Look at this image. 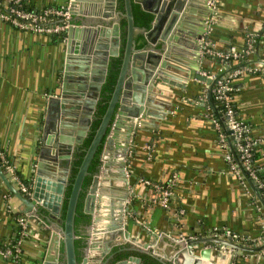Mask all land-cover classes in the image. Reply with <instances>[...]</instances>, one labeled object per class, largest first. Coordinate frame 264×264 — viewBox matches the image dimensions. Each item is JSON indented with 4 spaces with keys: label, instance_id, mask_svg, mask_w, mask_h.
Returning <instances> with one entry per match:
<instances>
[{
    "label": "crops",
    "instance_id": "0c3cea01",
    "mask_svg": "<svg viewBox=\"0 0 264 264\" xmlns=\"http://www.w3.org/2000/svg\"><path fill=\"white\" fill-rule=\"evenodd\" d=\"M67 1L30 0L39 8ZM105 1L110 0H101L102 8ZM86 8L85 0L74 3L73 9L78 10L72 15L74 23H83L79 11ZM187 8L181 31H176L177 38L172 40L174 53L184 67L196 59V43L190 38L200 25L205 28L200 37L203 35L213 50L221 52L233 48L242 53L249 35L264 33V0H214L210 29L207 15L202 19L203 9L211 12L207 0H191ZM82 21L90 22L85 18ZM137 34L141 32L138 30ZM56 35L23 30L0 18V146L15 170L31 181L40 160L39 140L47 99L59 91L57 85L65 62L67 36L60 40ZM84 35L82 38L79 32L74 39L82 42ZM201 56V66L207 72L225 74L237 64L234 59L230 61L209 54ZM262 56L260 52L252 57ZM92 69L97 70L98 66L91 59L86 71L90 74ZM173 74L187 79L184 86L158 84L159 91L151 94L154 104L151 103L150 110L162 116H146L131 133L125 159L126 174L122 177L128 184L118 179L115 162L119 150L116 146L125 138L129 121L126 120L127 123L119 127L118 141L110 150V158L104 160L106 167L100 170L99 193L107 194L103 195L106 199L110 193L115 198L125 194L124 206L129 207L130 217L125 228L143 247L149 244L151 251L171 261L176 237L211 236L213 228L226 226L247 238L244 243L247 249L217 247L211 253L216 264H264V253H261L264 250L263 194L259 188L243 186L228 166L219 143V131L211 120L214 116L210 99L213 82L189 79L183 72ZM231 86L236 92L238 116L256 140V162L264 165V76L241 73L231 79ZM71 98L63 102L65 111L60 117L65 123L60 132L66 135L75 134L84 116L82 109L73 107ZM60 132L50 130L51 144L67 143L68 139H59ZM57 153L63 155L65 152L60 148ZM41 162L44 172H53L54 176H60L67 164L65 158L55 166L46 157ZM165 189L169 196L167 206L161 204ZM106 201L103 202L106 204ZM22 208L20 200L7 193L0 178L1 243L13 236L17 225L15 214L23 213ZM100 212L104 215L102 207ZM27 218L29 229L21 242L20 253L26 264H41L49 239V224L41 216ZM119 235L111 240L110 246L124 241ZM108 237L103 235L102 240ZM89 256L88 264H97L101 258L98 249L90 250ZM0 264L10 262L0 254Z\"/></svg>",
    "mask_w": 264,
    "mask_h": 264
},
{
    "label": "water",
    "instance_id": "95a60500",
    "mask_svg": "<svg viewBox=\"0 0 264 264\" xmlns=\"http://www.w3.org/2000/svg\"><path fill=\"white\" fill-rule=\"evenodd\" d=\"M87 1L89 0H85V2ZM190 1L124 0V10H120L115 9L117 0L105 1L103 8L98 0L100 9L95 10L87 5L85 10L79 11V14H82V20L85 18L90 22L85 23L81 20L85 24H71L65 31L67 36L65 39V62H63L60 83L57 85L59 91L47 99L46 114L41 126L42 136L39 140L38 155L40 160L33 176L30 192L22 193L10 183L9 178L0 168L2 182L23 204L21 211L33 219L34 215L41 216L49 224V239L41 264H59L61 245L65 264H88L89 252L92 249L100 251L101 258L97 264H127L130 261L139 263L140 260V264H202L204 261H213L211 253L217 247L247 249L242 244L222 237L184 235L175 238L174 258L171 261L151 251V245L147 244V247H143L142 243L125 228L130 218L127 214L129 207L124 206L125 194L121 198H115L110 193L106 199L103 195L107 196V194L99 193L100 170L102 167H106L104 160L110 158V150L118 141L119 127L123 123L126 124V120L129 121L126 124L125 138L121 144L116 146L119 150L115 154V162L117 163L118 179H123L128 184V180L122 177L126 174L125 159L130 146L131 133L137 129L139 122L143 121L146 116L150 114L162 116V114L150 110L151 103L154 104L151 94L159 91L158 84L184 86L187 79H179L173 74L175 71L183 72L189 79L197 78L213 82L200 73L203 70L201 42L197 40V37L200 38L201 33L205 32L202 25L197 32L191 34L192 38H190L194 39L196 43V59L184 67L180 64V58L174 53L175 46L172 40L177 38L175 32L181 31L182 17H184ZM71 2L74 8V3L77 0H71ZM132 2H137L141 9L152 13L153 18L148 28L135 25ZM72 13L77 14L78 10L72 9ZM89 14L92 16L89 17ZM205 14L208 16V8L202 10L203 20ZM121 17L126 18V40L117 80L105 112L78 166L62 220L60 218L61 207L73 151L76 145L83 141L89 130L100 89L106 78L108 61L110 57L119 54ZM107 25L110 26L105 27ZM138 30L142 36L139 40L142 44L139 46L136 40ZM79 32L82 38L85 32L82 42L74 39V36H77ZM91 59L98 69H92L89 74L86 69L89 68ZM70 97L72 98L69 101L73 102V107L82 109L84 113L74 135L71 132L70 135L60 132L62 131L61 126L65 124L60 120L65 111L63 102L68 101ZM52 103L56 105L53 106ZM51 129L60 132L59 139H68L67 143L51 144L48 136ZM104 134L106 135L100 153V166L98 171L93 174L84 198V211L91 216L87 226V232L91 238L87 240L82 260L78 261L74 245L77 237L74 229L76 205L88 166ZM50 148L53 150H49ZM60 148L64 149L63 155L57 153ZM44 157L51 160L53 166L57 165L61 158L67 160L60 176H54L53 172H44L41 162ZM104 200H107L106 204L103 202ZM127 205L129 206V203ZM101 207L105 211L104 215H101ZM103 221L106 222L103 223ZM103 235L109 237L102 240ZM117 235L124 241L113 243L110 246L109 243ZM99 244L102 246L100 247Z\"/></svg>",
    "mask_w": 264,
    "mask_h": 264
},
{
    "label": "built area",
    "instance_id": "2783aa9c",
    "mask_svg": "<svg viewBox=\"0 0 264 264\" xmlns=\"http://www.w3.org/2000/svg\"><path fill=\"white\" fill-rule=\"evenodd\" d=\"M207 3L211 10L210 14L207 16L210 29L214 19V0H207ZM72 9L73 5L71 0L53 6H44L39 9H25L21 6L20 0H0V18L20 29L46 34H58L59 32L66 31L71 24H74V22H72ZM254 37V35L248 36L246 49L242 53H239L233 48L228 52L213 50L208 39L204 38L202 35L199 39L201 42L200 51L201 54H209L220 57L221 59H228L230 57L237 58L242 54H250L252 52ZM261 38L262 41H264V33H262ZM200 73L204 74L210 80H213L211 92L214 94V98L223 101L224 108L222 112L219 113V116H221L223 122H225V128L221 127L217 117L212 116L211 120L219 131V143L224 150V157L230 170L236 174L243 186L250 185L245 178L244 169L251 181L255 182L257 188H264V181L257 175V167L252 162V149L255 146L256 140L250 135L248 125L242 119L236 117L229 102L230 95L228 93L232 89L231 79L236 75L241 73H256L264 76V54L262 57H257L249 63L241 67H236L225 74H217L205 70H202ZM228 137L231 138V143L237 152L238 160L234 159L233 150ZM0 158L5 166L6 175H9V178L16 183V186H18L23 193H29L30 189L21 181L20 177L15 172L14 165L8 161L1 149ZM258 168L264 169V165ZM168 197V190H162L161 204L163 206L168 205ZM16 222L22 229V237L18 240L14 251L11 248H0V254L4 256L6 254L14 253L17 255L20 253L21 240L24 239L23 236H27L28 234L29 225L27 216L24 214L16 217ZM210 234L211 236L226 238L233 242L247 240L245 236L238 234L226 226L213 228ZM90 238L91 236L89 235L88 240H90ZM261 253H264V250H262ZM210 264H216V262L213 260Z\"/></svg>",
    "mask_w": 264,
    "mask_h": 264
},
{
    "label": "trees",
    "instance_id": "16d2710c",
    "mask_svg": "<svg viewBox=\"0 0 264 264\" xmlns=\"http://www.w3.org/2000/svg\"><path fill=\"white\" fill-rule=\"evenodd\" d=\"M20 2H21V6L25 9H34V8L39 9V7H35L34 3L30 2V0H20ZM117 8L120 10H124V0H117ZM132 9H133L135 25H137L139 27L148 28L150 26V21L153 18L152 13L141 9L140 5L137 2H132ZM74 21L75 20L72 19V22H74ZM65 36H66L65 31L59 32L56 35V37L59 38L60 40H63L65 38ZM141 37H142L141 34L136 35V40L138 41V43H137L138 46L142 44V42H139ZM261 37H262V34L261 35L260 34L255 35L254 43H253V47H252V52L250 54H242L241 56H238L237 58H231V57L228 58V60H230V61H231V59H234L237 62L236 66L234 68L241 67L244 64L249 63L251 60L255 59L254 57H252L253 54H260V52H261V54L262 53L264 54V41H262ZM125 40H126V18L121 17V19H120L119 54L117 56L110 57V59L108 61L106 78H105V81L102 83V86L100 89L99 98H98V101L96 103V107H95V110L93 113V118H92L89 130L87 131L83 141L80 144H77L74 151H73V156H72V159L70 162V173L68 175L67 184H66L65 191H64V199H63L62 207H61L60 218L62 220H63L64 215H65V208H66V204H67V199H68V196H69V193L71 190V186H72V182L74 180L78 166H79V164L83 158V155L85 153L86 148L88 147L89 143L91 142V139L95 133L96 128L98 127V125L100 123L101 117H102L103 113L105 112L109 98H110L112 91L114 89V85L116 83L117 76H118L119 69H120V64L122 61V54H123V50H124ZM228 93L230 95L229 102H230V104L234 110L236 117L239 118L238 112H237V110H238L237 109V98L235 96L236 92L234 91V89H231ZM210 96H211L210 99H211V104H212L211 106L213 108V114L215 117H217L219 119L221 127L225 128V122H223L221 116H219V113L222 112V110L224 108L223 107V101L214 98V94L212 92H211ZM105 135L106 134H104V136L102 137L101 143L97 147V149H96V151H95V153L91 159V162L88 166V171H87V173L83 179L81 191L79 193V197H78V201H77V205H76V213H75V218H74V229H75V233H76L77 237L74 241V245H75L76 258L78 261H81L83 256H84V249H85V246L87 244L88 237H89V234L87 232V226L91 220L90 214L86 213L84 211V198H85V194L88 190V187L92 181L93 174L96 173L99 169L100 153L102 150L103 141L105 140ZM228 140H229V142L231 144V148L233 150L232 152L234 155V159L238 160L237 159V152L235 151V148H234L233 144L231 143V138L228 137ZM0 149L2 150L3 154H5L6 158L8 159L7 154L3 150L2 146H0ZM255 150H256L255 148L252 149V162L257 167V169H256L257 175L264 181V169L258 168L261 165L256 162ZM8 161H9V159H8ZM0 168L6 174V169H5V166H4L1 158H0ZM15 172L18 176H20L21 181L30 189L31 184H32L31 179L22 177L20 172L17 170H15ZM243 172H244L245 178L248 180L249 184L251 186L257 188L255 186V182L251 181V179L246 174L244 169H243ZM6 176L9 178L8 174ZM9 181H10V183H12L15 187H17L19 189V187L16 186V184L13 180H11L9 178ZM259 190L264 195V188H260ZM6 191L8 194L13 195L12 191L7 186H6ZM263 202H264V198H263ZM20 215L22 216L24 214L21 212H17L15 214V218L20 216ZM61 224H63V223H61ZM14 231L15 232H14L13 236L11 237V239L8 242H6L4 244L0 242V248L1 249L11 248L14 251V249L18 243V240L22 237V229L18 223H17ZM26 237L27 236H23V238H26ZM235 243L244 245V243H246V240H238ZM60 249H61V254H60L59 264H65L63 254H62V245L60 246ZM5 258L7 261L10 262V264H26L25 261L23 260L22 256H21V253H18L17 255H15L14 253L13 254H6ZM140 259H142V258L140 257ZM140 262H141V260H140Z\"/></svg>",
    "mask_w": 264,
    "mask_h": 264
},
{
    "label": "flooded vegetation",
    "instance_id": "af4514ba",
    "mask_svg": "<svg viewBox=\"0 0 264 264\" xmlns=\"http://www.w3.org/2000/svg\"><path fill=\"white\" fill-rule=\"evenodd\" d=\"M101 1V0H100ZM94 3V4H93ZM97 3V4H96ZM86 4L88 5V6H90V7H92V8H95V10H97L99 7H98V0H89V1H87L86 2ZM100 9V8H99ZM115 9H118L117 8V2H116V7H115ZM85 41H87V40H85Z\"/></svg>",
    "mask_w": 264,
    "mask_h": 264
},
{
    "label": "bare ground",
    "instance_id": "6f19581e",
    "mask_svg": "<svg viewBox=\"0 0 264 264\" xmlns=\"http://www.w3.org/2000/svg\"><path fill=\"white\" fill-rule=\"evenodd\" d=\"M95 234H98V233H95ZM100 236H102V235H100ZM202 264H210V262L204 261Z\"/></svg>",
    "mask_w": 264,
    "mask_h": 264
}]
</instances>
